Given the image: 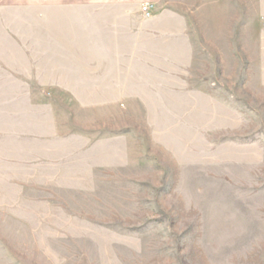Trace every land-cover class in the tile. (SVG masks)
Here are the masks:
<instances>
[{
  "label": "rangeland",
  "instance_id": "374dc122",
  "mask_svg": "<svg viewBox=\"0 0 264 264\" xmlns=\"http://www.w3.org/2000/svg\"><path fill=\"white\" fill-rule=\"evenodd\" d=\"M55 1L0 7V264H264V0L140 54Z\"/></svg>",
  "mask_w": 264,
  "mask_h": 264
},
{
  "label": "crops",
  "instance_id": "0c3cea01",
  "mask_svg": "<svg viewBox=\"0 0 264 264\" xmlns=\"http://www.w3.org/2000/svg\"><path fill=\"white\" fill-rule=\"evenodd\" d=\"M112 5H133L135 11L130 12H112V13H96L84 14L85 20H96L111 22L105 25L113 34L112 44L128 45L130 48L127 52L131 53H149L157 52L158 49H152V44L159 42L157 39L161 36L168 38V36L184 37L183 21L185 15L179 12L184 6H197V9L205 8L213 5L231 4L233 0H106ZM55 0H0V7L2 6H21L31 4L32 6L52 5ZM85 3H88L86 0ZM92 3H105V0L94 1ZM142 5L153 6L155 12L151 16L144 18L138 7ZM157 10V11H156ZM49 15V14H48ZM38 20H52L50 16L38 13ZM80 19V18H79ZM82 19V18H81ZM171 22H179L176 24V29L169 35V30L166 25ZM122 34V35H121ZM156 40H154V39ZM166 44V41H164ZM119 51V50H118Z\"/></svg>",
  "mask_w": 264,
  "mask_h": 264
},
{
  "label": "built area",
  "instance_id": "2783aa9c",
  "mask_svg": "<svg viewBox=\"0 0 264 264\" xmlns=\"http://www.w3.org/2000/svg\"><path fill=\"white\" fill-rule=\"evenodd\" d=\"M150 10H151V7L149 5H143L142 8H141V13L145 17H148L150 15Z\"/></svg>",
  "mask_w": 264,
  "mask_h": 264
}]
</instances>
